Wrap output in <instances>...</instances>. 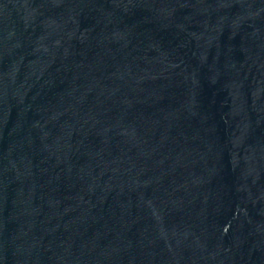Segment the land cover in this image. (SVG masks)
<instances>
[{"label":"water","instance_id":"water-1","mask_svg":"<svg viewBox=\"0 0 264 264\" xmlns=\"http://www.w3.org/2000/svg\"><path fill=\"white\" fill-rule=\"evenodd\" d=\"M0 264H264V0H0Z\"/></svg>","mask_w":264,"mask_h":264}]
</instances>
